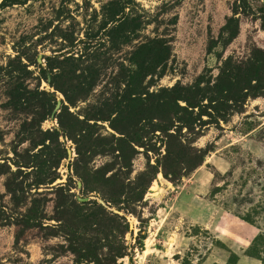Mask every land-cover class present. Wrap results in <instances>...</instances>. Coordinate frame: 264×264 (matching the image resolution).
Listing matches in <instances>:
<instances>
[{"label":"rangeland","instance_id":"rangeland-1","mask_svg":"<svg viewBox=\"0 0 264 264\" xmlns=\"http://www.w3.org/2000/svg\"><path fill=\"white\" fill-rule=\"evenodd\" d=\"M263 21L0 0V264H264Z\"/></svg>","mask_w":264,"mask_h":264},{"label":"trees","instance_id":"trees-1","mask_svg":"<svg viewBox=\"0 0 264 264\" xmlns=\"http://www.w3.org/2000/svg\"><path fill=\"white\" fill-rule=\"evenodd\" d=\"M263 25H264V21H263ZM152 49H158L160 51V53L165 54L167 52V48L163 45V44H158L156 43L155 46L152 45Z\"/></svg>","mask_w":264,"mask_h":264},{"label":"water","instance_id":"water-1","mask_svg":"<svg viewBox=\"0 0 264 264\" xmlns=\"http://www.w3.org/2000/svg\"><path fill=\"white\" fill-rule=\"evenodd\" d=\"M57 105H58V104H57ZM56 109H57V107H56ZM68 156H69V157L71 156V151H70V150H68ZM80 186H81V184L78 183V187H80ZM87 200H89V198L82 199V201H87ZM100 203H101L103 206H106V204H105L103 201H101V200H100Z\"/></svg>","mask_w":264,"mask_h":264}]
</instances>
